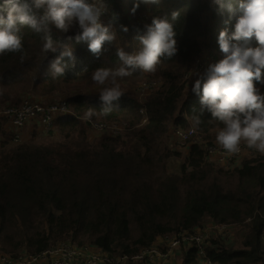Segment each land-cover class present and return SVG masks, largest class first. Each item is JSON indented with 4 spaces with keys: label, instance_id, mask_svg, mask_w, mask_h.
<instances>
[{
    "label": "trees",
    "instance_id": "16d2710c",
    "mask_svg": "<svg viewBox=\"0 0 264 264\" xmlns=\"http://www.w3.org/2000/svg\"><path fill=\"white\" fill-rule=\"evenodd\" d=\"M240 2L225 0L237 9V15ZM106 3L110 22L105 26L111 25L117 40L97 58L86 43L77 44L73 39L77 63L64 76L53 79L46 75L49 61L60 50L44 53L42 34L27 27L21 31L27 52L23 63L19 53L0 56V103L25 93L70 97L74 117L58 124L63 138L78 132L81 124L86 130L91 123L127 125L122 133L103 138L96 146H42L33 140L15 144L11 150L0 146V253L15 258L22 252L39 254L69 242L79 248L95 247L112 258H130L156 247L169 233H196L211 222L248 229L243 248L228 247L219 234L207 239V254L213 264L264 259V155L246 157L238 167L225 169L208 160L201 145H193L189 157L183 159L182 153L172 152L168 144L171 126L186 129L188 118L199 114L200 97L189 88L196 64L206 57V51L214 63L224 58L219 34L227 30L232 35L236 19L213 0H164L159 7L141 0ZM173 11L179 12L176 56L165 59L155 73L137 70L123 78L121 87L126 94L114 111L101 114L99 92L87 93L99 88L91 79L93 71L118 67L115 49L138 51L137 37L146 34L145 25H151L156 17H171ZM208 17L212 27L203 25ZM78 31V24L67 33L53 29V38L68 43L67 38ZM142 82L155 84L146 105L128 91L129 83ZM257 87L264 94V85L258 83ZM143 107L147 124L141 126ZM88 108H94L97 115L79 121ZM201 119L195 139L216 143L223 125L207 111ZM3 136L8 138L0 125ZM172 160L180 161V175L164 177ZM185 263L197 264L193 249Z\"/></svg>",
    "mask_w": 264,
    "mask_h": 264
},
{
    "label": "clouds",
    "instance_id": "9594fccd",
    "mask_svg": "<svg viewBox=\"0 0 264 264\" xmlns=\"http://www.w3.org/2000/svg\"><path fill=\"white\" fill-rule=\"evenodd\" d=\"M141 2L159 7L164 0ZM213 2L221 10L227 9L230 18L236 19L235 30L232 35L227 30L219 34L218 43L224 58L209 64L203 74L197 73L199 78L191 91L200 97L201 108L198 115L191 117L193 127L203 123L201 117L207 111L223 125L217 132L216 143L227 154H239L244 144L264 155V94L257 87L258 83L264 85V0H241L238 15L231 3L226 4L225 0ZM107 11L106 0H31V3L28 0H4L0 4V56L19 53L23 63L27 52L21 31L30 28L42 34L44 53L60 50L59 55L49 61L46 75L53 79L62 77L77 63L71 46L73 39L77 44L86 43L97 58L117 40L111 25L105 26L101 22ZM178 18V11H173L171 17L154 18L151 25H145L146 34L137 37L141 45L138 51L130 53L123 47L116 48L119 66L99 67L93 71L91 79L99 86L101 114L114 111L126 94L121 87L123 78L137 70L155 73L165 59L172 60L176 56ZM77 24L79 31L75 37L67 38L68 43L54 40L53 29L67 33ZM123 30L128 31L126 27ZM96 115L94 108H88L82 119L91 120Z\"/></svg>",
    "mask_w": 264,
    "mask_h": 264
},
{
    "label": "built area",
    "instance_id": "2783aa9c",
    "mask_svg": "<svg viewBox=\"0 0 264 264\" xmlns=\"http://www.w3.org/2000/svg\"><path fill=\"white\" fill-rule=\"evenodd\" d=\"M201 61L202 59L197 65L198 74L202 73V70H204ZM193 75L194 74H192L191 77ZM142 90L146 92L148 91V87L145 86ZM69 100V97L58 94L45 97H30L23 100L18 107L1 110L0 122L5 123L8 129L9 139L13 144H23L32 141L24 140L26 132H29L31 129H33V132H39L38 134L44 137L51 136L55 132L57 124L65 122L67 118L74 117L68 104ZM141 114L146 117L147 111L144 107L141 109ZM77 119L83 122L87 121L81 117ZM92 125L94 124L91 123V126ZM95 128L102 130L103 126L97 125ZM117 134L118 133L115 131L110 132V136H116ZM197 134V127H193L191 118H188V128L184 129L182 126H177L174 127L172 132L174 143L184 148L193 145H201L207 153L208 160L226 169L234 168L232 166L242 159L248 148L246 145L242 144L239 154L229 155L221 149L217 143L210 145L195 139ZM216 229L222 234L227 230V226H216ZM207 231L206 229V232ZM205 237V234H201V232L180 236L178 241L174 242L171 248L179 244L195 245L197 262L199 264H213L205 248L204 250L202 249ZM93 250L92 247L79 248L70 243H61L39 254L23 253L15 258L1 255L0 264H156L159 261L166 262L171 259L172 256L169 252H163L155 247L130 258H112L102 250Z\"/></svg>",
    "mask_w": 264,
    "mask_h": 264
},
{
    "label": "rangeland",
    "instance_id": "374dc122",
    "mask_svg": "<svg viewBox=\"0 0 264 264\" xmlns=\"http://www.w3.org/2000/svg\"><path fill=\"white\" fill-rule=\"evenodd\" d=\"M110 20V14L109 11H107L102 17H101V22L105 25L108 21ZM110 22V21H109ZM140 22H145V21H140ZM203 25L204 26H208V27H212L214 25V23H212L211 18L208 17L206 19H204L203 21ZM201 60V59H200ZM199 60V61H200ZM198 61V62H199ZM213 60L209 57L208 55V51H206V57L204 59H202L201 61V65L204 66V70H202L203 74L208 65L209 64H213ZM197 65L196 64V70L194 75H197L198 70H197ZM197 78H199V75L197 76ZM197 78H193L194 80H196ZM146 83V84H145ZM147 86L148 87V91L144 92L142 89L143 87ZM152 86H155L154 83H147V82H142V83H138L136 85L130 84L128 86V91L129 93H131L134 97H137L139 99V101L146 105V100L148 98V96L150 95V88ZM97 92H99V88H94L89 90L87 93L90 95H94V94H98ZM34 96H38L37 93H25L22 94L20 96H18L17 99L12 100V101H8V102H3L0 103V111L3 109H7V108H11V107H18L21 105L22 101L30 98V97H34ZM38 97H45V96H38ZM94 125H90L88 126L87 130L86 128L81 124L80 125V130L74 134H72L70 136V138H63L61 133L59 132L58 129V124L56 126V130L53 133V135L51 136H47L44 137L40 134H38L39 132L36 131L35 136H32L33 133V129H31L27 135L24 136V140H33L32 142L35 143H40V145L42 146H52V145H65V144H70L73 147L76 146H96L99 145V143L101 142V139L103 138H107V137H116L118 134L122 133L126 128L127 125L123 124V123H119V122H112V123H106V124H98V123H93ZM147 124V120L146 117L143 116V120L141 122V126H144ZM0 125H3L5 128V132L8 135V129L5 126L4 122H0ZM97 125H101L103 126V129H96L95 126ZM176 126H171L168 130V140H169V147L170 150L172 152H180L183 155V159L186 157H189L190 155V148L192 147H188V148H184V147H180L178 144L174 143V137L172 135L173 129ZM111 131H115L118 134L116 136H110V132ZM9 136L8 138H6L5 136L0 137V146H4L7 149H13L15 147V144L13 143H9ZM27 143V142H25ZM57 153H61L58 149H57ZM259 154L258 151L253 152L252 149H246L243 157L241 160H239L235 165H233L232 167H238L242 161L246 158V157H254L255 155ZM238 165V166H237ZM230 167V168H232ZM180 168H181V163L179 160H172L169 164V166L163 171V175L164 177H167L169 175H180ZM226 169V168H225ZM233 169V168H232ZM206 229L208 230L206 232ZM201 234H205V241L203 243V250L205 248V251L207 252V247H208V243L206 242L207 239H209L212 235H222L226 241V244L228 247L234 248L232 246V244H234L235 248H242L245 240H246V233H248V229L246 230V228L243 225H234V226H227V230L225 231V233H219L216 229V225L209 222L205 225V227L200 230ZM200 231H196V233L200 232ZM172 234V233H169ZM190 233H186L180 236H184ZM174 236H170L169 238L167 237H161L159 239V242L157 244V246L155 248L162 250L163 252H169L171 256L170 261H172L174 259V257L177 255V252L180 250H184V258H186L185 254L186 251L189 249H193L195 251V256H196V247L195 245L192 244H179L177 246H175L174 248H171L172 245H174V242L178 241V238L180 236H176L175 234H172ZM264 238V232H263V236H262V240ZM65 243H69V242H65ZM244 247V246H243ZM23 253H27V252H22ZM4 255L3 253H0V256ZM250 259H247V262H249ZM161 264L163 263L162 261L160 262ZM261 264H264V259L260 260Z\"/></svg>",
    "mask_w": 264,
    "mask_h": 264
},
{
    "label": "crops",
    "instance_id": "0c3cea01",
    "mask_svg": "<svg viewBox=\"0 0 264 264\" xmlns=\"http://www.w3.org/2000/svg\"><path fill=\"white\" fill-rule=\"evenodd\" d=\"M197 76L198 75H193L192 76V78H197ZM193 79V84L189 87V88H191L192 89V87L194 86V83H195V80ZM198 79V78H197ZM35 133H36V131H34L33 133H32V136L34 137L35 136ZM28 134V132H26V134L25 135H27ZM170 236H174V235H172V234H167V235H165V237H167V238H169ZM232 246L235 248V246H234V244H232ZM242 248H243V246H242ZM92 249H94L93 251H97L98 249L97 248H95V247H92ZM262 249H263V251H264V238H263V245H262ZM183 251L184 250H180V251H178L177 252V255L174 257V259L172 260V261H170V259L168 260V261H166V262H164V261H162L163 263L162 264H186L185 262H186V258H187V256H188V254H189V249L186 251V254H185V256H186V258H184V253H183ZM195 259H196V256H195ZM197 261V260H196ZM161 261H159L158 263H156V264H161L160 263ZM198 263V262H197ZM41 264H45V263H41ZM199 264V263H198ZM247 264H261L260 263V260H253V259H250V261L249 262H247Z\"/></svg>",
    "mask_w": 264,
    "mask_h": 264
},
{
    "label": "water",
    "instance_id": "95a60500",
    "mask_svg": "<svg viewBox=\"0 0 264 264\" xmlns=\"http://www.w3.org/2000/svg\"><path fill=\"white\" fill-rule=\"evenodd\" d=\"M58 95H61V94H58ZM81 95V94H80ZM70 98V97H69ZM68 104H69V101H68Z\"/></svg>",
    "mask_w": 264,
    "mask_h": 264
}]
</instances>
